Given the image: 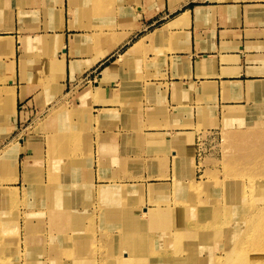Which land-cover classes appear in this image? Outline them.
<instances>
[{
	"label": "crops",
	"instance_id": "1",
	"mask_svg": "<svg viewBox=\"0 0 264 264\" xmlns=\"http://www.w3.org/2000/svg\"><path fill=\"white\" fill-rule=\"evenodd\" d=\"M44 72L52 74L49 80ZM1 79L6 84L0 102L8 95L12 98L15 125L21 121L18 105L42 110L50 101L66 97L73 112L85 122L93 121L91 129L98 126L91 139L100 143L99 186L125 183L131 168L133 173H148V163L141 170L134 165L141 154L135 153V146L124 149L126 143L161 142L186 133L189 118L183 112L193 110L190 121L195 125L196 109L202 114L233 107L247 95L248 84L261 83L258 93L264 92V0H0ZM67 124L63 125L68 127L70 153L61 162L69 165L66 179L72 181L74 168L68 157L75 159L78 151L72 153L71 136L78 138L79 151L82 146L80 134ZM40 150L41 146L39 160L27 157L18 162L16 154L4 162L1 155L2 168L9 173L0 176V186L10 188L4 183L16 181L18 171L21 177L35 172L44 157ZM127 161L131 166L124 165ZM74 165L81 169L76 160ZM79 186V192H86L79 204H95L87 201L91 192L100 200L92 186L89 190ZM59 234L39 233L38 256L30 257L28 264H56L61 245L51 240ZM68 234L84 241L85 233ZM93 234L95 255L100 257L107 243L101 238L107 233ZM45 242L48 247L41 246Z\"/></svg>",
	"mask_w": 264,
	"mask_h": 264
},
{
	"label": "rangeland",
	"instance_id": "2",
	"mask_svg": "<svg viewBox=\"0 0 264 264\" xmlns=\"http://www.w3.org/2000/svg\"><path fill=\"white\" fill-rule=\"evenodd\" d=\"M110 32L111 31L109 30V34ZM49 75L51 76L52 74L49 72H44L43 76L45 80L50 79ZM5 84L6 80L4 81L1 79V91L4 90L3 87ZM253 96L254 97L251 98L250 95H246L244 99L241 98L239 100V104L237 103L233 107H222L218 110L214 109L208 111L202 110L200 111L202 114H198L199 110L196 109L195 125L193 123L191 124L190 121L193 118V110L188 109L187 112L182 113V115H187V117L189 118V125L187 126L186 133L177 134L176 136L173 135L168 140L164 139V141L156 142L154 140L147 139L138 143L125 144L124 149L127 148L130 150L132 149L131 147L135 146V150H133L136 154L139 153L141 154V156L146 155L148 157V159L140 158L138 164L134 163V165L140 170L142 169L143 164L148 163V173H133V168H131L132 170L129 173H125L126 177L124 178L125 183H135L137 184V188L138 183L142 185L143 190H141V195L139 194V196H142V198H140V200L142 199V204L139 205V207L142 206V211L145 205L146 207L150 208L157 207L153 203L152 199H150L148 195L149 193L147 194V192H149V189L154 197H159L165 191V187L167 186L170 187H167L168 191L165 193L166 197H170L172 189L175 191L178 190L181 185L180 183H173L172 186V177L174 176V173H179V170L180 173L185 171V168L189 163L187 157L190 155L193 159L192 164L189 165V169L191 168L192 170V182H197V186L200 185V188L202 186L204 194H206V192H213L215 191V189H218L220 191L219 188L221 186H229V184H226L225 181L227 179H230L229 173H227L228 170L235 171L237 168L239 169L240 166L249 162H257L264 169V118H261V116L263 115H259V113L261 114L264 111V92L262 91L260 94H253ZM65 99L66 97L59 98L58 100L57 98L52 101L49 100V106L42 110H25L22 108V105H18L17 110L21 121L18 122L17 125H15V121L12 120L13 115L11 113V110H8V112L4 113L5 115L1 116L3 118L0 119V121H3L4 123L0 125V157L3 154L4 150L7 148L15 149V154H18V162H22L27 157L30 159H36V157H38L39 160V146H41L40 152L44 154V157L40 159L39 165L37 166V170L35 172L23 175L21 177V173L18 171L16 173V181L9 180L8 182L4 183L6 184V186L10 187V190H15L17 197V199L15 198V200H12V198L7 199V225L11 226L13 224V218L15 215L20 218L18 222L20 232L18 233L19 235L17 234V236H19V238L17 237V240L18 244L20 243L19 247L21 248H18L20 254L19 258L13 262H16V264H28L31 261L30 257L38 256L35 246H40L39 233H75L74 229H68L67 219L65 220V226L62 232L57 231L54 226L55 221H51L50 219V217H54V215L48 216V214H46L45 212V215H40L44 208L42 203H39V208H36L35 206H29V204L35 202V196L32 195V197H24V194H22V187L24 189H29V182H33L35 183V185L44 189L49 187H59L61 191H64L65 184L62 183L63 181H51L49 177L54 176L56 178H66L70 176L69 165L67 163L61 162L64 160L63 158L66 156L65 154L70 153L69 149H67L69 144V141H67V137L69 136L66 132V129H68V127L66 125H63L67 124V121H69V119L70 123H68L67 125H70V127L75 130V133L77 131V133L80 134V143L82 146V148L78 152L79 154L77 153L75 159H73L72 157H68V159H71L70 161L72 163H75L76 160L79 164V167L81 168H76L71 176L79 179V181H85L83 178L87 175L90 179V181L88 182L93 188H97L99 183H103V180H100V176L102 174L100 173L99 160L96 159L100 143L99 141L94 142L91 139V136L93 137L94 135L98 134V126L96 125L95 129H91L93 121L91 124L90 122H85V119L78 112H74L73 115L71 113L73 112V110L69 108V105ZM227 110H230L229 113H232L233 115L232 121H229L228 118H226ZM238 115L240 116L237 117ZM65 117H68L67 121ZM62 121L65 122L61 124L60 122ZM177 139H180L183 146L176 143ZM19 144H21V146ZM19 147H27V151L24 152L23 150H20ZM175 153L180 154L182 157L181 168L179 170H177L176 168L179 156ZM159 156L165 158L161 159L159 158ZM169 156L172 157L170 158V164L169 160H167V157L169 158ZM1 161L6 162L9 161V159H1ZM1 161L0 176H5L9 172H6L7 174L5 173L6 168H2ZM155 164H160L162 166L160 170L152 168L155 166ZM124 165L131 166L129 161L125 162ZM8 166L9 164L7 165V167ZM85 170H88L89 172L86 174ZM191 175L189 174V178L186 176V178H183L185 184L190 183ZM260 175L261 173L257 172L254 175L251 173L248 176H250L253 181L257 182V185H260L264 181V175H262V178ZM160 183L165 184L161 186L157 185ZM137 188L132 187L130 191L133 192V190ZM32 190L36 191L35 189ZM256 190L258 191V189ZM263 190L264 188L262 189V191ZM132 192H130L129 195L125 196V201L132 200ZM137 192L138 191H136V193ZM79 193V199H83L82 197L85 192L83 191ZM95 193H97V189L95 190ZM222 194L225 193L222 191ZM205 197L207 196L205 195ZM254 197V202H257V197ZM199 198L202 199L203 195H201V197L199 196ZM240 198L238 199L237 203L239 204L241 209L242 205L240 202ZM95 199L96 200H94L93 196L90 195L87 201H95V204L88 205L89 209L88 207H85L86 210L88 209V211H93L95 213L94 215L97 214V211L99 209L98 198ZM175 199H177V195L174 197V200ZM215 199L217 200V197H215ZM215 199L207 198L204 201L199 200L200 204L193 206V211H195L196 209L197 211H199L196 217L195 215L194 217L198 219L199 216L206 214L208 210L206 207L210 208V206L206 205L207 203H209L208 200H210V203L212 204ZM241 199H243V197ZM250 199L251 196H248V201H250ZM47 200L58 202L56 198ZM155 200L160 201V199ZM235 201V196L229 199V202L233 204H235ZM82 206L83 205L76 207V214H78L79 211L82 210ZM9 209L13 210L14 212H10ZM27 210H31L30 214H32V211L35 214L30 216ZM178 210H181V208H177L170 215H175L176 211ZM23 211L28 215H24L23 218H21ZM142 211L139 212V209L136 206L129 207L128 211H126L123 216H118V218L123 219V221L121 222L110 221L109 223H100L98 220H96L97 225H105V229L109 231L108 233H122V231H124L121 237H117V239L122 240L123 243L130 242L129 244H125L123 248L121 247L118 250V252L122 253V257L125 260L124 264H127L128 261H131L128 264H141L142 261H145L144 264H192L190 262L185 263L176 261L175 258L166 261L162 260L161 262V257H159L161 256V254L165 253L166 250L177 249L175 245L176 243H178L176 241L177 239H179V233H176L175 231L184 229V226L186 230V225L183 226L185 215L177 213L180 216H177L175 218L176 222L167 223V225H171L172 227L165 226L167 230L162 229L161 227L158 230H155L153 226L154 223L150 224L149 218L147 219L146 223L144 221L141 222L142 219L140 216ZM259 212L260 209L255 210V213ZM72 218L74 219L72 220L73 222H77L79 216H73ZM129 219H139V223L136 225L129 224ZM25 221H27V225L31 226L32 229H34L33 234L29 235V233H25ZM89 225L90 224H88V227H86L85 230L81 231V233H86L85 231L91 233V228ZM117 225L120 229L119 232L115 230ZM111 227H113V229H110ZM231 229L232 225H230V233H222V237H216L213 234H209L208 237H205L204 239L207 241L205 244L206 247L201 250L199 248L198 254L200 256H205L213 251L219 254L220 252H222V248L220 247L221 244H223L225 249H227L228 246L238 238V233H231ZM130 231H132L133 234H130ZM104 233H107V231H105ZM146 233H151L150 236H147L149 240H151L153 245L151 246V248H145L147 250L146 252H143L142 245L139 241L138 236ZM31 236H33L34 238ZM262 236L263 235H261L259 239L255 240V243L257 245V251L255 253L257 257V264H264V238H262ZM28 239L32 241H27ZM4 240L5 236L0 239V242H3ZM84 241L87 240L84 239ZM193 243L195 245V238L193 239ZM202 245L203 244H200V247ZM13 246L14 245L9 244L6 248L10 250ZM41 246L48 247L46 242L42 243ZM20 249L23 251H21ZM38 249L39 257H41L40 254H42V251L40 250V248ZM251 253V248L246 243V249L240 250L238 258L246 257ZM132 259L138 260V263L132 262ZM244 263V259L231 260V264ZM213 264H219V262L216 261Z\"/></svg>",
	"mask_w": 264,
	"mask_h": 264
},
{
	"label": "bare ground",
	"instance_id": "3",
	"mask_svg": "<svg viewBox=\"0 0 264 264\" xmlns=\"http://www.w3.org/2000/svg\"><path fill=\"white\" fill-rule=\"evenodd\" d=\"M97 87L100 84H96ZM261 83H251L248 84L245 88L246 94L253 96V94L258 93L260 90ZM254 97V96H253ZM8 110H11V113H13V105H12V98L10 95L6 97V99L0 102V119L3 118L1 116L5 115L4 113L8 112ZM230 110H228L226 113V118H228L229 121H232V113H229ZM74 115V112H73ZM259 115L261 118H264V111ZM238 115L237 117H239ZM260 118V119H261ZM260 122V121H259ZM4 124L3 121H0V125ZM4 126V125H3ZM75 133V132H73ZM78 139L74 135L71 136V141L74 144L73 145V154H75V151L79 152L78 148ZM75 141V142H74ZM16 143V142H15ZM176 143L179 145H182V142L180 139L176 140ZM15 145V144H14ZM2 154V153H1ZM177 154L178 162H177V170L181 168L182 163V157L180 154ZM5 157L4 159H9V161L13 160L15 158V149L7 148L4 150L3 154ZM143 155V154H142ZM142 156L140 155L139 158ZM188 165L185 168V171L180 173H174V176L172 177V186L173 183L179 184L180 187L178 190H173L170 193V197H166L165 193L168 191L167 186L165 187V191L159 196L154 197L150 189L148 190L147 194L149 195L150 199H152L153 203L157 207H146V205L143 207V211L141 209L142 206L139 207V205L142 204V196L141 190H143L142 185L138 183H121V184H113L108 186H97V194L100 197L99 202V209L97 211V214L95 217V213L92 211H88L89 207L86 204H82V210L79 211L78 214H76V207L81 206L79 204V201L82 199H79V190L81 189L79 185L84 184V189L89 190L91 189V185L88 186L89 178L84 177L83 179L85 181H77V178H74L75 180L69 181L68 179H63L65 183L64 191L62 192H55V190L52 187L47 188L48 191L45 192L44 188L39 187L35 185L33 182H29L28 185L30 186L29 189H24L22 187V194H24V197H32L35 196V202L34 206L36 208H39V200L43 205V214L45 215H54V217H50L51 221H55V228L57 231L62 232L64 226H65V220H68L67 227L69 230L74 229L75 233H81V231L85 230L86 227H88V224H90L91 233L88 231H85L86 233L81 235L83 239H86L87 241H82L77 235H70L68 233H61L57 235L55 238H53L51 241L56 242L60 244V250L57 252L58 257L57 259H54V262L56 264H87L86 262H90V264H96L100 261L107 262V264H110V261L112 260L116 264H124V258L122 257V253L118 252V255H114L115 253V247L119 250L121 247L125 246V244H129L130 242H124L122 240L117 239V235L114 233H108L109 231L105 229V225H97L98 220L101 222H107L110 221H116L121 222L122 218H118V216H123L126 211H128L129 207L136 206L139 209V212L141 213V222L144 221L146 223L147 219L149 218V223H154V229L158 230L160 227L162 229H166L165 226L167 223H175V218L178 215L177 213L185 215V219L183 220V226H185L184 229L176 230V233H179V239H177L176 242V248L177 249H169L166 250L165 253L161 254L160 261L162 260L166 261L169 259H176V261L185 262V263H192V264H213L216 261L219 262V264H231V260L234 259H244V264H257V257L255 255L257 251V245L255 243L256 239H259L261 235L262 238H264V181L257 185V182L253 181V179L248 176L251 173L254 175L257 172L264 175V169L259 165L257 162H249L247 164H244L237 168L235 171H227L229 173L230 179L225 180L226 184H229V186L220 187V191L218 189H215L213 192H206L204 194L203 187L200 185L197 186V182L193 183L191 175V168L189 169V165L192 164V156H188ZM70 165L74 170L77 168L74 163L70 162ZM183 166V164H182ZM184 173V176H183ZM189 174L191 175V181L190 185L185 184L184 179L188 177ZM186 176V177H185ZM258 179V178H255ZM67 181V182H66ZM71 182V183H70ZM204 183V182H203ZM71 184V186H70ZM165 183L157 184L159 186L163 185ZM184 184V185H182ZM259 184V183H258ZM168 185V184H166ZM187 185V187H186ZM88 186V187H87ZM90 187V188H89ZM132 187H136L137 189L130 191ZM184 187V188H183ZM219 187V185H218ZM31 189V190H30ZM35 189L36 191L32 190ZM258 189V191L256 190ZM29 190V192H28ZM136 191H138L136 193ZM222 191L225 194H222ZM33 192V193H31ZM85 192V191H84ZM132 192V200L125 201V196L129 195V193ZM136 193V194H135ZM203 195V198L200 199L199 196ZM92 195V192L90 193ZM135 195V196H134ZM177 195V199L174 200V197ZM205 195L207 197H205ZM235 196L236 201L235 204L229 202L230 198H233ZM243 197V199L240 198ZM248 196H251L250 201H248ZM257 197V202H254L253 197ZM86 197V192L83 195V199ZM217 197V200L215 199ZM254 197V198H255ZM15 200L16 192L15 190H10L9 188H6L4 186H0V239L5 236V240L3 242H0V264H16L13 263L16 261L20 254H19V244L17 237V234L20 232V227L18 225L19 219L17 215L13 218V224L11 226L7 225V199ZM56 198L58 202H54L52 204V201H49L47 199H54ZM207 198H213L215 201L211 204L210 200H208L209 203L206 205L210 206L206 207L207 212L206 214L199 216V218H195L197 213V209L193 211V206H196L197 204H200L199 200H206ZM240 198V202L242 205V208L240 209L239 204L237 203L238 199ZM155 199H160L155 200ZM197 199V200H196ZM148 200V199H147ZM148 202V201H146ZM196 203V204H195ZM145 204V203H144ZM143 204V205H144ZM164 204V205H163ZM51 205H54L53 207H49ZM163 205V206H161ZM119 206V207H118ZM85 207H88L86 210ZM249 207V208H248ZM177 208H181V210L176 211L175 215H170L173 211H175ZM216 208V209H215ZM256 209H260L259 213H255ZM10 212L13 210L9 209ZM91 210V209H90ZM14 212V211H13ZM45 212V213H44ZM64 212V214H63ZM138 212V213H139ZM76 214V215H75ZM195 215V217H194ZM24 216V214H23ZM73 216H79L77 222H73L74 220ZM23 218V217H21ZM24 220V219H23ZM155 221V222H151ZM139 223V219L134 220L132 219L129 224L136 225ZM20 224V223H19ZM230 225H232L231 233H238V238L235 239L227 249H225L224 245L221 244L222 252L219 254L215 251L211 252L208 255L200 256L198 254V250L200 248L204 249L206 247V240L205 237H208L209 234H213L216 237H222V233H230ZM108 226V225H107ZM22 228V227H21ZM123 228V227H122ZM25 233H34V229H32L31 226L27 225V222L25 221ZM110 229H113L111 227ZM115 230L117 232L120 231L119 226L117 225ZM107 231V237L102 236V240L107 238V243L102 246L103 254L100 255V257H96L95 252L96 248L94 247V241H95V235L93 233H104ZM73 233V234H75ZM124 233V231H122ZM135 233V232H134ZM130 234H133L132 231H130ZM2 235V236H1ZM19 235V234H18ZM151 235V233H146L139 235V241L142 245V251L146 252L148 247L151 248L153 243L151 240H149L148 236ZM113 238V239H112ZM148 238V239H147ZM195 238V245L193 243V239ZM150 242H149V241ZM113 241V243H112ZM148 241V242H147ZM203 244L200 247V244ZM246 243L251 248L252 253L249 254L246 257L238 258V254L241 249H246ZM12 244L14 245L10 250H8L6 247ZM132 244V243H131ZM89 245V246H86ZM149 245V246H148ZM55 248L57 246H54ZM219 247V248H220ZM147 248V249H145ZM218 248V249H219ZM16 254V255H15ZM124 256V252H123ZM23 257V256H22ZM23 260V259H22ZM52 260V259H51ZM22 262V261H21ZM131 261H128L130 263ZM132 262L138 263V260L132 259ZM154 262V260H153ZM145 261H142L141 264H144ZM132 264V263H131Z\"/></svg>",
	"mask_w": 264,
	"mask_h": 264
}]
</instances>
